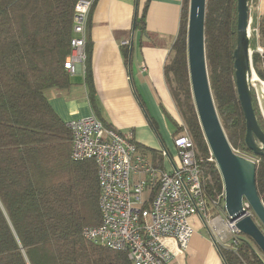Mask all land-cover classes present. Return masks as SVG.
<instances>
[{"label": "trees", "instance_id": "obj_1", "mask_svg": "<svg viewBox=\"0 0 264 264\" xmlns=\"http://www.w3.org/2000/svg\"><path fill=\"white\" fill-rule=\"evenodd\" d=\"M78 1L0 0V264H132L127 254L83 235L85 227L101 221L97 164L93 159L72 158L71 132L48 96L49 90H65L72 84L64 62L74 36ZM189 3L183 0L181 28L166 76L184 122L180 125L173 119L176 133L186 128L191 135L206 191L213 200L224 193V185L215 160L210 159L192 94L187 54ZM237 3L207 0V64L231 144L257 160V188L264 202V157L255 156L245 143L246 119L236 85ZM134 27L145 30V13L135 17ZM258 31L259 38L252 33L250 47L254 70L264 80V50H257L258 41L264 45V16ZM87 52L86 81L97 110L89 36ZM123 52L128 60L130 47H123ZM252 102L264 130L254 87ZM219 250L225 264H264V254L244 234L236 245L219 246Z\"/></svg>", "mask_w": 264, "mask_h": 264}, {"label": "built area", "instance_id": "obj_2", "mask_svg": "<svg viewBox=\"0 0 264 264\" xmlns=\"http://www.w3.org/2000/svg\"><path fill=\"white\" fill-rule=\"evenodd\" d=\"M94 3L79 0L76 4L74 36L64 62L70 75H86L89 18ZM251 79L254 88L259 83L264 86L253 64ZM66 126L72 136V158L93 159L98 168L101 221L84 228L88 241L127 254L132 264H173L177 253L187 251L194 231L191 217L198 216L210 225L218 246L238 243L239 230L226 216L222 217L223 228L213 210L226 215L225 193L210 200L205 174L186 128L175 137L178 160L172 170H165L139 149L132 131L108 126L95 114L67 120ZM162 154L168 152L162 150ZM210 159L214 160L212 152Z\"/></svg>", "mask_w": 264, "mask_h": 264}, {"label": "crops", "instance_id": "obj_3", "mask_svg": "<svg viewBox=\"0 0 264 264\" xmlns=\"http://www.w3.org/2000/svg\"><path fill=\"white\" fill-rule=\"evenodd\" d=\"M144 13L145 30L135 28V17ZM182 16L183 0H97L88 36L98 108L91 104L86 75L79 72L71 75L68 89L49 90L57 114L65 122L95 114L106 125L130 130L151 162L172 170L178 160L175 137L182 132L176 133L173 119L180 125L184 122L167 82L166 65ZM125 46L131 50L128 60ZM224 216L219 215L223 228ZM191 224L189 247L175 255L173 264H225L210 225L198 216L191 217Z\"/></svg>", "mask_w": 264, "mask_h": 264}, {"label": "water", "instance_id": "obj_4", "mask_svg": "<svg viewBox=\"0 0 264 264\" xmlns=\"http://www.w3.org/2000/svg\"><path fill=\"white\" fill-rule=\"evenodd\" d=\"M206 10L207 0H190L187 54L192 94L204 136L222 176L225 216L241 234L250 237L264 254V202L257 188L258 163L237 152L218 113L207 64ZM237 10L238 36L233 58L239 100L247 126L245 143L255 156L264 157V130L252 102L250 0H238Z\"/></svg>", "mask_w": 264, "mask_h": 264}, {"label": "rangeland", "instance_id": "obj_5", "mask_svg": "<svg viewBox=\"0 0 264 264\" xmlns=\"http://www.w3.org/2000/svg\"><path fill=\"white\" fill-rule=\"evenodd\" d=\"M250 15L252 18L251 36H252V33L255 32L257 34V38H259V31L257 28L259 27V23H260L262 17L264 16V0H253L250 3ZM257 45H258L257 50L259 52H262V49H264L263 43L261 41H258ZM259 48H261V49H259ZM255 89L257 91L258 98H260L262 113H264V86H262L259 83L255 86ZM263 117H264V114H263ZM237 152L239 154H242V155H245V156L251 158V156H249L248 154H243L239 150H237ZM251 212H252V210H251ZM216 214L217 215H220V214L223 215L225 213L222 210H219ZM252 214H254V213L252 212ZM256 220L259 221L257 217H256ZM230 230H231V228H230Z\"/></svg>", "mask_w": 264, "mask_h": 264}, {"label": "bare ground", "instance_id": "obj_6", "mask_svg": "<svg viewBox=\"0 0 264 264\" xmlns=\"http://www.w3.org/2000/svg\"><path fill=\"white\" fill-rule=\"evenodd\" d=\"M257 88V87H256Z\"/></svg>", "mask_w": 264, "mask_h": 264}]
</instances>
